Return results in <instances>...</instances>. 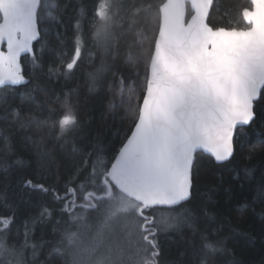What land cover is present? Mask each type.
Returning a JSON list of instances; mask_svg holds the SVG:
<instances>
[{
    "label": "snow or ice",
    "instance_id": "1",
    "mask_svg": "<svg viewBox=\"0 0 264 264\" xmlns=\"http://www.w3.org/2000/svg\"><path fill=\"white\" fill-rule=\"evenodd\" d=\"M65 18L75 21L70 40ZM86 48L90 64L101 53L87 74L90 93L107 90L101 119L127 124L115 149L99 132L78 146L75 90L54 94L45 83L72 73ZM258 120L264 0H0V145L13 154L18 140L52 157L57 173V152L71 160L62 186L43 171L25 175V188L51 199L36 213L0 188V264H238L226 259L220 210L184 205L196 198L199 151L216 162L238 149L264 154V139L241 142ZM257 201L264 206V184ZM184 229L191 240L165 260L161 235Z\"/></svg>",
    "mask_w": 264,
    "mask_h": 264
},
{
    "label": "trees",
    "instance_id": "2",
    "mask_svg": "<svg viewBox=\"0 0 264 264\" xmlns=\"http://www.w3.org/2000/svg\"><path fill=\"white\" fill-rule=\"evenodd\" d=\"M74 2L79 3V0ZM83 2L91 6L94 0H83ZM237 2L243 4L246 0H237ZM74 24V20L65 18L61 26V30L66 33L69 40L73 35ZM84 28L87 31V23L84 24ZM88 48H91L90 40ZM88 48L85 50L83 61L72 73L58 80L54 78L51 81H45V83L54 94H60L68 89L75 90L72 101L77 104V111L83 124L82 129L74 134V142L78 146L86 145L99 132L106 146L115 149L120 146L121 137L124 135L123 129L127 127V124L121 125L119 120L113 122L110 119H101L107 90L90 93L87 75L99 64L101 53L98 49H94L95 64H90ZM67 51L71 53V43ZM54 55L53 51H49L45 54V59L51 60ZM22 63L30 68V57L23 56ZM108 79L111 77L109 76ZM24 90L20 86L12 89L19 92ZM6 127L5 124H0V128ZM242 133L241 142L258 143L264 139V120H258L252 127L242 129ZM83 137L87 139H82ZM14 143L16 147L13 154H7L0 145V162L6 161L10 165L7 171L0 168V188L6 189L9 203L14 204L21 213H36L41 205L50 204L51 199L38 190L25 188L23 185L25 175L43 171L48 177L47 184L62 186L63 179L71 167V160L57 152L56 163L60 165L59 173H57L55 165H52L50 170L48 167L52 157L38 159L35 151L25 150L18 140ZM17 159L23 160L24 165L15 164ZM198 159L200 168L196 178V198L184 207L199 205L208 207L214 212L219 209L222 213L220 219L225 224L223 235L228 237L226 244L233 252V255L226 259L235 260L238 264H264V206L258 201L254 202L257 190L264 184V154L257 152L249 157L247 151L241 152L238 149L233 157L224 162H215L213 158L202 152L198 153ZM191 238L192 234L188 229H184L182 233H163L160 239L164 259H178L179 252L186 247L185 241Z\"/></svg>",
    "mask_w": 264,
    "mask_h": 264
},
{
    "label": "water",
    "instance_id": "3",
    "mask_svg": "<svg viewBox=\"0 0 264 264\" xmlns=\"http://www.w3.org/2000/svg\"><path fill=\"white\" fill-rule=\"evenodd\" d=\"M25 55H27V54H24V55H22V57L23 56H25ZM199 152H202V153H204V154H207V155H209L210 157H211V155L208 153V152H206V151H203V150H201V151H199ZM198 152V153H199ZM212 158V157H211ZM214 159V158H213ZM230 159V158H229ZM215 161V160H214ZM216 162V161H215ZM222 162H224V161H222Z\"/></svg>",
    "mask_w": 264,
    "mask_h": 264
}]
</instances>
